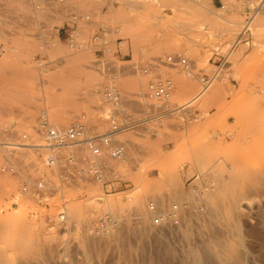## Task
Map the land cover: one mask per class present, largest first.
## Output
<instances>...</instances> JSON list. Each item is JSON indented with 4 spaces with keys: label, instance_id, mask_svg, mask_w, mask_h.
<instances>
[{
    "label": "rangeland",
    "instance_id": "obj_1",
    "mask_svg": "<svg viewBox=\"0 0 264 264\" xmlns=\"http://www.w3.org/2000/svg\"><path fill=\"white\" fill-rule=\"evenodd\" d=\"M256 3L0 0V132L26 131L33 141L42 111L60 126L85 113L91 133L105 132L102 91L111 82L136 123L114 135L125 143L130 202L80 179L45 208L0 171V264H264V7L255 13ZM252 14L251 40L230 50ZM170 54L191 73L165 64ZM146 63L157 66L143 72ZM216 70L194 98L200 77ZM157 75L174 85L165 100L149 97ZM197 175L214 190L193 194ZM150 200L185 204L180 225H150ZM61 206L66 228L56 220ZM128 206L141 222L129 217L106 238L87 232L99 212Z\"/></svg>",
    "mask_w": 264,
    "mask_h": 264
},
{
    "label": "built area",
    "instance_id": "obj_2",
    "mask_svg": "<svg viewBox=\"0 0 264 264\" xmlns=\"http://www.w3.org/2000/svg\"><path fill=\"white\" fill-rule=\"evenodd\" d=\"M64 2V0H57ZM255 13L264 7V0H256ZM223 7V5H221ZM88 16H85L87 19ZM253 14L246 18L239 33L230 43V50L239 44H247L251 40L249 30ZM94 39L97 36L93 37ZM71 47L75 46L72 34H67ZM1 52V47H0ZM223 57L216 64L220 67ZM164 63L171 66L181 65L187 74L191 73V63L179 54L167 55ZM157 65L146 63L141 68L143 72L152 71ZM217 70L211 75L200 77V85L204 91L213 81ZM172 79L168 76H155L149 83V97L165 100L173 89ZM102 100L109 106L106 121L109 129L102 133H91L88 118L81 113L72 123L60 126L53 124L42 111L32 132L35 139L31 141L29 132L23 131L16 135L8 130L0 132V146L6 153L0 164V171L17 176L21 180L18 192L25 199L35 205L46 208V201L61 192V187L76 184L80 179H88L99 186L104 195L123 194L131 201L132 185L124 178L123 170L128 167L125 143L116 139L114 135L135 126L131 112L123 105L122 96L113 82L105 86ZM5 135V137H4ZM9 139V140H5ZM205 178V179H204ZM191 185L195 195L203 196L214 190V181L208 176L197 175ZM186 207L185 204L182 205ZM182 206L173 203L168 208L160 206L154 200L147 203V213L150 225L154 227L179 226L182 218ZM134 206L123 207L120 213L103 210L93 217L87 224L86 230L90 235L106 238L123 223L132 217L134 222H141L135 217ZM56 220L66 225L68 216L65 206L58 209ZM139 216V215H138Z\"/></svg>",
    "mask_w": 264,
    "mask_h": 264
},
{
    "label": "bare ground",
    "instance_id": "obj_3",
    "mask_svg": "<svg viewBox=\"0 0 264 264\" xmlns=\"http://www.w3.org/2000/svg\"><path fill=\"white\" fill-rule=\"evenodd\" d=\"M128 6V5H127ZM139 8V7H138ZM160 14V13H159ZM230 36V35H229ZM203 93V92H202ZM202 93H198L194 98H196V97H199V96H201L202 95ZM34 140V139H33ZM32 141V140H31ZM244 204H246V207H248V206H250V204H249V202H244ZM65 212H66V214H67V216H68V213H67V207L65 208ZM68 224H70L69 223V216H68V221H67V224L66 225H64L65 226V228L67 227V225ZM63 226V225H62ZM63 226V227H64ZM82 230V229H81ZM228 250V249H227ZM229 251V250H228ZM226 253V252H225ZM228 253V252H227ZM229 254V253H228ZM227 255V254H226ZM229 257H230V254L228 255ZM228 256H227V258H228ZM232 256V255H231ZM231 258V257H230ZM223 260V259H222Z\"/></svg>",
    "mask_w": 264,
    "mask_h": 264
}]
</instances>
